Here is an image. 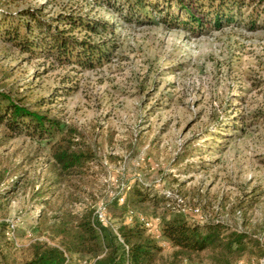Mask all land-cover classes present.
I'll list each match as a JSON object with an SVG mask.
<instances>
[{"label": "rangeland", "instance_id": "rangeland-1", "mask_svg": "<svg viewBox=\"0 0 264 264\" xmlns=\"http://www.w3.org/2000/svg\"><path fill=\"white\" fill-rule=\"evenodd\" d=\"M18 2L2 9L15 15L41 7L48 20L84 7L86 16L115 22L116 48L107 62L86 70L31 59L0 42V89L51 100L43 110L61 120L66 134L72 131L74 150L93 156L79 175L60 178L52 144L10 139L0 126V193L7 196L2 213L24 226L17 234L21 247L6 248L0 240V264H22L26 232L35 233L44 208L49 217L77 214L119 196L130 199L132 188L167 195L166 202L135 208L156 230L176 214L191 223L202 216L247 233L264 248V30L233 25L198 36L127 24L82 0ZM41 200L49 204L40 207ZM237 264L262 260L248 254Z\"/></svg>", "mask_w": 264, "mask_h": 264}, {"label": "trees", "instance_id": "trees-1", "mask_svg": "<svg viewBox=\"0 0 264 264\" xmlns=\"http://www.w3.org/2000/svg\"><path fill=\"white\" fill-rule=\"evenodd\" d=\"M5 1L0 5V42L16 47L31 59L44 57L92 70L107 62L116 48L112 45L115 22L86 16L82 12L84 7L78 11L63 9L47 20L41 7L6 14L2 9L5 5L18 1L22 5L24 0ZM82 1L91 2L127 24L164 25L198 36L233 25H242L250 31L264 30V0ZM56 23L66 28H58ZM75 33L86 38H77ZM92 38L100 40L94 42ZM46 103L52 101L44 98L32 101L0 89V126L7 129L10 139L29 137L52 144L60 178L79 175L93 156L91 152L73 149L72 131L66 134L61 120L43 110ZM59 183L61 181H57ZM131 195L130 199L124 197L122 204L119 196L105 205L107 225L98 220L96 209L86 208L77 214L59 211L49 217L44 208L35 219V233L32 232L35 240L26 247L22 264H80L83 261L94 264H237L248 254L259 257L264 264V248L257 240L217 221L191 223L185 216L176 214L163 220L159 230L161 239H156L140 222L141 215L135 208L147 202H166L167 195L152 196L147 188H132ZM4 198L7 196L0 193V240L7 248L14 242L7 237L5 220L9 218L2 213L1 205ZM39 203L40 207L49 204L47 200ZM23 227L17 231L18 235ZM167 248L170 252L165 254ZM3 249L0 247V253Z\"/></svg>", "mask_w": 264, "mask_h": 264}, {"label": "built area", "instance_id": "built-area-1", "mask_svg": "<svg viewBox=\"0 0 264 264\" xmlns=\"http://www.w3.org/2000/svg\"><path fill=\"white\" fill-rule=\"evenodd\" d=\"M178 201L182 202V200H178ZM119 202L123 203L124 198L123 197L119 198ZM194 213L197 214V216H200L199 210H195ZM95 214L101 223H103L104 225L108 224L109 218H108L106 207L103 204L99 208L96 209ZM139 219H140V222L142 224H144V226L147 228V230L149 231L150 234L155 236V238L158 240L161 239L160 231L156 230L154 228L152 222H150L148 219H146L143 216H139ZM200 221H203L202 216H200ZM0 222H1V220H0ZM5 222L8 224L7 237L9 238V240L14 242L16 247H18V248L21 247L19 242H18L17 231L19 230L20 226L23 225V223L20 221V219H16V218L7 219V220H5ZM26 238L29 241V244L35 240L34 234L30 231L26 232ZM162 246L165 247L166 244L162 243ZM80 264H94V263L88 262V261H83Z\"/></svg>", "mask_w": 264, "mask_h": 264}, {"label": "crops", "instance_id": "crops-1", "mask_svg": "<svg viewBox=\"0 0 264 264\" xmlns=\"http://www.w3.org/2000/svg\"><path fill=\"white\" fill-rule=\"evenodd\" d=\"M29 245V242L25 243L24 246L27 247Z\"/></svg>", "mask_w": 264, "mask_h": 264}]
</instances>
